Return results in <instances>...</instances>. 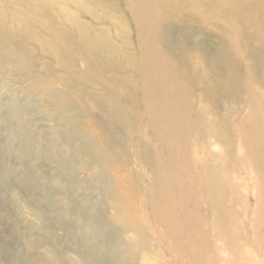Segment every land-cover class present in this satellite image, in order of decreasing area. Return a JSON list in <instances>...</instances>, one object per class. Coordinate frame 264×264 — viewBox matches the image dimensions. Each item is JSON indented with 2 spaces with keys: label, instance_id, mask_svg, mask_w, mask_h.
<instances>
[{
  "label": "rangeland",
  "instance_id": "1",
  "mask_svg": "<svg viewBox=\"0 0 264 264\" xmlns=\"http://www.w3.org/2000/svg\"><path fill=\"white\" fill-rule=\"evenodd\" d=\"M190 2L0 0V172L14 174L0 177V264H113L105 231L80 228L101 215L122 227L114 200L139 181L184 200L179 264H264V6L239 17L225 0ZM89 36L107 38V69L83 50Z\"/></svg>",
  "mask_w": 264,
  "mask_h": 264
},
{
  "label": "bare ground",
  "instance_id": "2",
  "mask_svg": "<svg viewBox=\"0 0 264 264\" xmlns=\"http://www.w3.org/2000/svg\"><path fill=\"white\" fill-rule=\"evenodd\" d=\"M228 4V10L231 15H243L244 13L240 10L245 9L249 6H264V0H225ZM238 2V4H237ZM201 4L200 0H191L190 6L199 7ZM225 19H230V15L220 10L219 12ZM88 43L87 47H84L83 50L87 53V55L92 56L98 67H105L107 69V38L106 37H95L89 36L87 37ZM256 45V40L254 41ZM254 46V45H253ZM256 48V46H254ZM112 53H116V49L111 51ZM97 55L99 58H97ZM23 110L22 106L17 104L16 112H21ZM20 119V133H24L25 137L28 136V128L25 120V116H20L17 114ZM263 134H261L262 145L260 148L264 149V127L261 128ZM28 133V134H27ZM65 138L68 140V145L71 152H75L77 150V146H75L71 135L67 132L63 134ZM21 138V137H20ZM91 138L89 134H86L82 137V140L88 141ZM83 148L87 147L86 144L82 145ZM96 144H92L91 150L86 153L85 157L88 161L95 162L96 160ZM59 149V148H58ZM57 148L54 149V152H57ZM61 152V151H60ZM264 155V151H259ZM29 149L28 146L25 150V155L28 157L26 162L29 161ZM62 154V153H61ZM222 160L221 164H225L226 157L221 155L219 157ZM55 166L57 170L62 171L61 175L65 179L66 182H71L75 178L72 175L71 171V158L67 155H60V159L55 161ZM107 166V163L105 164ZM3 168V167H2ZM5 169V168H3ZM55 169V168H54ZM9 169L0 172V177L2 179L12 180V174ZM14 175V174H13ZM83 176V175H82ZM218 178V177H217ZM218 180L222 181L223 194L226 189V183L224 180L218 178ZM139 187L132 184L129 185V188H126L123 191H120L122 197H119L118 194L114 200V209L116 217L124 219V225L122 227H117L115 224H119L120 219H116L117 223L114 225L110 224L109 221L105 222L106 219L101 215V220H92V227H94L93 232H84L81 227L80 232L89 233L90 235H84L86 237H92L95 241L99 238L95 233H99L100 230L105 231L109 239L111 240V250L110 246H107V256L113 257L115 260L113 264H121V260L123 264H129L130 259H133V263L138 264V260L140 255L144 251H148L149 260L152 264H179L180 256H181V248L185 245L186 236L184 235V230L182 227L177 224L176 218L181 217L183 219L184 213L183 210L185 208L184 200L174 201L172 191L157 193L154 195V182H138ZM118 190V189H117ZM114 187L107 184V187L102 191V194L105 195L107 192H118ZM65 193L68 195L71 200V205H69L67 212L73 213L74 207L72 206L74 201L73 188L64 187ZM164 202L167 203L168 208L163 209ZM179 209L177 212L176 209ZM96 213L98 211H95ZM97 216V215H96ZM89 224L90 222L87 221ZM157 225L164 226L163 229L158 231L156 229ZM91 227V228H92ZM151 228V229H150ZM126 231H132L134 240L126 241L125 237L124 241H121L120 237L117 235L118 233H124ZM83 241L81 244L88 245L87 240L84 237L79 236ZM199 236L192 238L191 243L197 241ZM102 241H107V237H103ZM100 244V243H99ZM122 248H124L127 254L126 257H122ZM1 254V248H0ZM165 255L168 257L165 258ZM44 264H61L60 261L54 256V260L52 263H49L48 259L49 255L44 256ZM103 255L101 253V249L99 248V254L97 256V260L102 258ZM164 259V261H162ZM20 263V262H19ZM143 263H146V259L143 258ZM13 264V262H11Z\"/></svg>",
  "mask_w": 264,
  "mask_h": 264
}]
</instances>
